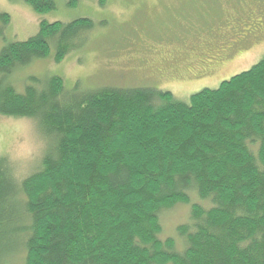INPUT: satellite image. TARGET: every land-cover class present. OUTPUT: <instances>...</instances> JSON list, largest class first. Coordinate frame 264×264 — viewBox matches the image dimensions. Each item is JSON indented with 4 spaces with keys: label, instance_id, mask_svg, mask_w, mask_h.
Masks as SVG:
<instances>
[{
    "label": "trees",
    "instance_id": "obj_1",
    "mask_svg": "<svg viewBox=\"0 0 264 264\" xmlns=\"http://www.w3.org/2000/svg\"><path fill=\"white\" fill-rule=\"evenodd\" d=\"M92 28L42 20L0 49V114L30 118L51 142L19 182L0 157V247L16 218L23 264H264V57L187 103L155 87L66 90L59 76H29L20 92L7 80L51 43L60 62ZM176 204L188 219L161 236L160 213Z\"/></svg>",
    "mask_w": 264,
    "mask_h": 264
},
{
    "label": "rangeland",
    "instance_id": "obj_2",
    "mask_svg": "<svg viewBox=\"0 0 264 264\" xmlns=\"http://www.w3.org/2000/svg\"><path fill=\"white\" fill-rule=\"evenodd\" d=\"M54 2L55 9L36 13L23 0H0V11L10 16L8 24H0V49L34 35L42 20L67 23L89 18L93 22L92 30L60 62L54 61L56 48L51 43L45 58L15 69L7 80L16 91H23L29 76H59L66 90L76 83L81 89L146 86L168 90L175 99L187 103L191 94L206 85L201 84L209 82L205 88H216L220 82L214 76L228 79L264 57L263 44L251 56L254 46L247 48V60L225 61L212 68L213 76L207 79L193 72L196 51L203 49L206 41L215 40L228 23L241 30L252 28L258 20L255 15L264 12V0H76L73 7L69 0ZM165 56L174 57L163 60ZM158 73L167 74L169 79L160 80ZM38 126L28 117L0 114V157L16 182L41 166L51 146ZM190 197L196 200L194 195ZM188 210L184 204L162 210L161 236H178L176 227L187 221ZM15 219L1 234L7 241L0 247V264L24 263L25 247Z\"/></svg>",
    "mask_w": 264,
    "mask_h": 264
},
{
    "label": "flooded vegetation",
    "instance_id": "obj_3",
    "mask_svg": "<svg viewBox=\"0 0 264 264\" xmlns=\"http://www.w3.org/2000/svg\"><path fill=\"white\" fill-rule=\"evenodd\" d=\"M249 15H247L245 18H247ZM257 16L258 20L256 22L253 21L254 26L249 30H245L244 28L241 30L238 26H232L230 23H228V27L216 34L215 40L212 42L206 41L203 49L196 51L198 53L193 59V72L198 74L199 77H204L207 79L209 76H213L212 68L217 69L218 65L224 64L225 61L226 63H237L236 61L247 60L249 58L248 51H246L247 48L254 46V48L251 49V52L249 51L250 56L253 54L254 50L258 51L264 44V12L255 15V17ZM225 32L226 34L229 33V35H224L223 33ZM172 57L174 56H165L163 60H168ZM190 69L192 68L190 67ZM158 78L160 80H167L169 79V76L167 74L163 75L158 73ZM214 78L218 82L223 80L220 78V75H216ZM208 83L206 82L201 85H207ZM205 86L202 88H205Z\"/></svg>",
    "mask_w": 264,
    "mask_h": 264
}]
</instances>
